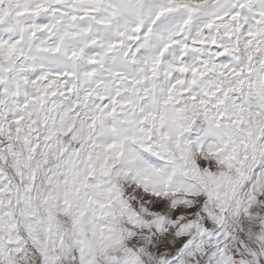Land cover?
<instances>
[{"label": "clouds", "instance_id": "1", "mask_svg": "<svg viewBox=\"0 0 264 264\" xmlns=\"http://www.w3.org/2000/svg\"><path fill=\"white\" fill-rule=\"evenodd\" d=\"M0 264H264V0H0Z\"/></svg>", "mask_w": 264, "mask_h": 264}]
</instances>
